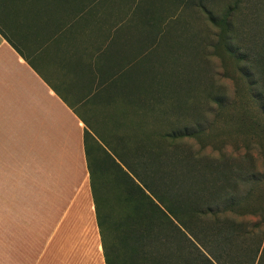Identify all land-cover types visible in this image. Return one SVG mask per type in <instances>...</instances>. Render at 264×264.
<instances>
[{
    "label": "crops",
    "instance_id": "1",
    "mask_svg": "<svg viewBox=\"0 0 264 264\" xmlns=\"http://www.w3.org/2000/svg\"><path fill=\"white\" fill-rule=\"evenodd\" d=\"M187 1L0 0V189L19 226L4 264H105L86 119L124 77L155 75Z\"/></svg>",
    "mask_w": 264,
    "mask_h": 264
},
{
    "label": "rangeland",
    "instance_id": "2",
    "mask_svg": "<svg viewBox=\"0 0 264 264\" xmlns=\"http://www.w3.org/2000/svg\"><path fill=\"white\" fill-rule=\"evenodd\" d=\"M186 7V13L176 14L180 27L171 28L170 44L156 55L155 75L125 78L123 88L131 91L120 94L121 102L117 94L116 102L95 109L94 117L86 119L90 144L94 139L111 156L134 163L141 175L145 167L140 158L155 149L158 135L185 129L193 136L170 150L178 158L202 156L200 176L211 188L204 199L217 202L223 188H231L234 195L228 203L237 205L231 217L252 232L231 244L220 242L214 250L221 262L216 263L195 241L196 248L187 249L159 211L149 213L145 220L152 232L132 264H264V0H188ZM92 157L103 155L94 150ZM212 166L215 172L208 168ZM97 169L103 171L111 205L119 191L116 168L103 163ZM253 173L258 175L252 180ZM2 193L0 189V264L4 224L9 234L19 227L11 220L9 192L4 222ZM147 206L152 207L149 202ZM115 210L120 211L117 206ZM206 237L201 235L202 240ZM18 259L19 253L8 252L5 260L18 264Z\"/></svg>",
    "mask_w": 264,
    "mask_h": 264
},
{
    "label": "trees",
    "instance_id": "3",
    "mask_svg": "<svg viewBox=\"0 0 264 264\" xmlns=\"http://www.w3.org/2000/svg\"><path fill=\"white\" fill-rule=\"evenodd\" d=\"M125 78L137 77H124L123 87ZM124 91L131 90L123 88L122 92ZM122 92L106 94L100 107L107 108L104 104L111 105L113 100L116 102L117 94L121 102ZM192 136V133L189 134L185 129H171L159 134L154 143L155 149L146 157L140 158L143 159L141 166L145 167L140 175L134 163L127 164L126 160L118 154L111 156L94 139H92L94 143L90 144L89 132H85L84 144L90 186L105 264H132L134 256L140 255L139 249L144 247L145 240L150 238L152 232L151 225L145 220L146 215L158 213V211L166 219L167 227L183 238L187 249L194 248L196 242L216 263L221 262L214 250L220 242L231 244L234 239L252 233L246 232L239 221L231 217L230 213L237 206L228 203L230 197L234 195L231 188H223L221 192L223 197H220L217 202L214 199H204L211 188L200 176L202 156L196 154L178 158V154L170 150L183 138ZM94 150L100 152L103 158H93ZM117 161L122 163L139 183H136ZM210 161L214 163L212 159ZM103 163L114 165L115 179L119 182L117 183L119 185L117 202L111 205L106 191L104 192L103 171L97 169ZM208 168L212 172L216 170V166ZM253 175L252 180L258 173ZM120 176L126 181L121 183ZM214 191H216L215 188ZM147 202L152 207H148ZM224 202L228 203L227 207L220 208V204ZM116 206L120 211L116 212ZM124 208H128L129 211L123 212ZM262 211H264L263 207ZM236 227L238 229L241 227V230L236 232ZM204 233L207 237L202 240L201 235ZM143 259L144 263L149 261L148 257Z\"/></svg>",
    "mask_w": 264,
    "mask_h": 264
}]
</instances>
